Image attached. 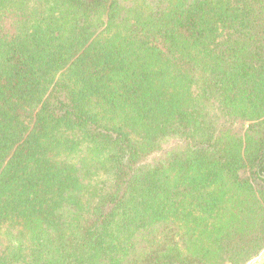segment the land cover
<instances>
[{
  "label": "trees",
  "instance_id": "1",
  "mask_svg": "<svg viewBox=\"0 0 264 264\" xmlns=\"http://www.w3.org/2000/svg\"><path fill=\"white\" fill-rule=\"evenodd\" d=\"M263 252L264 0H0V264Z\"/></svg>",
  "mask_w": 264,
  "mask_h": 264
},
{
  "label": "water",
  "instance_id": "2",
  "mask_svg": "<svg viewBox=\"0 0 264 264\" xmlns=\"http://www.w3.org/2000/svg\"><path fill=\"white\" fill-rule=\"evenodd\" d=\"M250 264H264V252L255 260H253Z\"/></svg>",
  "mask_w": 264,
  "mask_h": 264
}]
</instances>
